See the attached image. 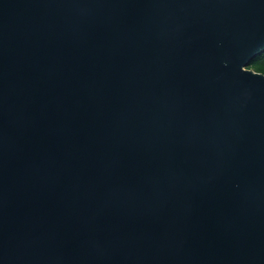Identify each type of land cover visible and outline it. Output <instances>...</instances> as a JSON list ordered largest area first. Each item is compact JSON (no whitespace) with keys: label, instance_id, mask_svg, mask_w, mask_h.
Masks as SVG:
<instances>
[{"label":"water","instance_id":"1","mask_svg":"<svg viewBox=\"0 0 264 264\" xmlns=\"http://www.w3.org/2000/svg\"><path fill=\"white\" fill-rule=\"evenodd\" d=\"M264 0H0V264H264Z\"/></svg>","mask_w":264,"mask_h":264},{"label":"trees","instance_id":"2","mask_svg":"<svg viewBox=\"0 0 264 264\" xmlns=\"http://www.w3.org/2000/svg\"><path fill=\"white\" fill-rule=\"evenodd\" d=\"M250 69L264 74V53L257 57L250 65Z\"/></svg>","mask_w":264,"mask_h":264}]
</instances>
